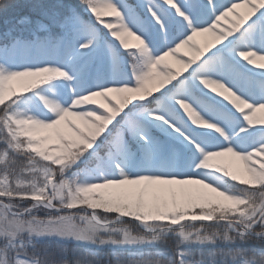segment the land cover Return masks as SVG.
Listing matches in <instances>:
<instances>
[{"label":"snow or ice","instance_id":"obj_1","mask_svg":"<svg viewBox=\"0 0 264 264\" xmlns=\"http://www.w3.org/2000/svg\"><path fill=\"white\" fill-rule=\"evenodd\" d=\"M31 11L0 42V264H264V0Z\"/></svg>","mask_w":264,"mask_h":264},{"label":"trees","instance_id":"obj_2","mask_svg":"<svg viewBox=\"0 0 264 264\" xmlns=\"http://www.w3.org/2000/svg\"><path fill=\"white\" fill-rule=\"evenodd\" d=\"M13 2L15 3L13 9H10L7 12H0V42H2L3 34L5 30L8 27H11L12 24L15 23L16 17L30 14V12H28L29 6L23 4L22 1L21 2L13 1ZM14 35H18V32L16 31ZM69 247H71V245H69ZM105 256H107V253H105Z\"/></svg>","mask_w":264,"mask_h":264},{"label":"rangeland","instance_id":"obj_3","mask_svg":"<svg viewBox=\"0 0 264 264\" xmlns=\"http://www.w3.org/2000/svg\"><path fill=\"white\" fill-rule=\"evenodd\" d=\"M13 1H16V2H21V1H22L23 4H26L27 6H29V11H28V12H30L29 15H32L34 18L36 17V14L33 13V12L31 11V8L33 7V5H34V3L36 2V0H13ZM52 2H53V0H42V3L44 4V6H48V5L51 4ZM69 2H71V3H73V4H77V3H78V0H69ZM21 16H23V15H21ZM85 16H86L87 18H90V19H93V20H94V18L91 17V14H90V13H85ZM102 19L105 20V21H109V20L114 21V20H115V17L112 16V15H103V16H102ZM222 23H223V22H222ZM96 26H97L98 28H100L102 32H105V31H106L105 29H103L102 25L97 24ZM225 26H227L226 23H225ZM20 27H21V26H17V32H18V35L21 34ZM22 34H23L25 37H29V38H30V35H29L28 32H23ZM108 39H112V37L109 36ZM129 41H130V43H132V44H135V43H136V41H135V40H132L131 38H129ZM20 55L23 56L24 53H20ZM255 71H264V69L256 68ZM165 251H166V249H165ZM107 255H108V254H107Z\"/></svg>","mask_w":264,"mask_h":264},{"label":"bare ground","instance_id":"obj_4","mask_svg":"<svg viewBox=\"0 0 264 264\" xmlns=\"http://www.w3.org/2000/svg\"><path fill=\"white\" fill-rule=\"evenodd\" d=\"M198 39H201V38H198ZM254 62H255V64H261V63H264V61H259V60H255V58H254ZM250 67H253V66H250ZM255 67H253V70L255 71ZM260 69V68H259ZM255 119H257V120H259V119H264V113H262V112H257L256 114H255Z\"/></svg>","mask_w":264,"mask_h":264}]
</instances>
